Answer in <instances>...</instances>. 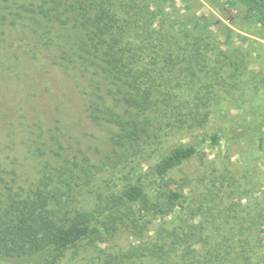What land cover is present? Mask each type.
Returning <instances> with one entry per match:
<instances>
[{
  "label": "trees",
  "instance_id": "obj_1",
  "mask_svg": "<svg viewBox=\"0 0 264 264\" xmlns=\"http://www.w3.org/2000/svg\"><path fill=\"white\" fill-rule=\"evenodd\" d=\"M244 1L264 25V0ZM161 4L0 0L1 264H264V197L250 177L206 182L187 205L160 186L201 150L160 147L212 104L224 53ZM152 158L148 185L83 203L98 173ZM156 215L179 221L152 229Z\"/></svg>",
  "mask_w": 264,
  "mask_h": 264
},
{
  "label": "rangeland",
  "instance_id": "obj_2",
  "mask_svg": "<svg viewBox=\"0 0 264 264\" xmlns=\"http://www.w3.org/2000/svg\"><path fill=\"white\" fill-rule=\"evenodd\" d=\"M161 1L162 8L171 13L173 21H182V27L194 29L196 35L211 37L214 43L221 44L224 53L218 52L212 65L216 73L214 83L220 87L212 104H205L201 112L195 111L190 127L177 131L160 147L161 151L193 143L200 145L201 150L159 181L160 186L185 194L184 204L187 205L196 192L204 193L206 182L215 184L223 178L222 183L226 184L233 177H240L241 181L250 177L255 182V197H264V143L262 145L258 133L252 132L255 127L264 129V25L248 12L244 0ZM227 59H232L231 63L227 62L229 69L219 72L216 66ZM244 75H254L252 84L242 83ZM258 81H262V89L257 88ZM99 129L98 136L104 135L103 129ZM214 136L218 137L219 143L212 144ZM143 162L136 166L137 170L129 167L98 173L92 190L81 197L83 203L93 205L101 193L120 189L126 184L151 183L154 159ZM244 201L247 202V198ZM175 213L182 216L181 220L184 218L180 206L176 207ZM163 220L156 215L152 229L162 225ZM164 221L177 224L179 220L176 222L173 216ZM120 240L126 246L131 239L123 233ZM102 243L99 241V245ZM70 261L65 258L60 264H71Z\"/></svg>",
  "mask_w": 264,
  "mask_h": 264
}]
</instances>
